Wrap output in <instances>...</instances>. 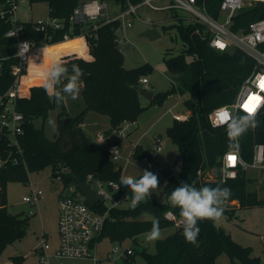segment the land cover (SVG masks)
Returning <instances> with one entry per match:
<instances>
[{
    "label": "trees",
    "instance_id": "obj_1",
    "mask_svg": "<svg viewBox=\"0 0 264 264\" xmlns=\"http://www.w3.org/2000/svg\"><path fill=\"white\" fill-rule=\"evenodd\" d=\"M35 1L47 2L50 17L62 21L64 27H49L46 31H37L34 22H26L28 33L37 41L45 40L50 43L45 49L46 65L55 61H61L69 69L72 64L79 65L83 71L82 95L86 106L76 117L63 110L58 119V136L48 138L44 127H37L34 121L37 117L46 118L55 108V100L45 91L44 84L36 83L27 72L23 73L16 103V109L28 118L23 132L17 135L22 153L18 152V145L10 143L11 137L0 131V156L6 157L12 153L21 158L18 163L7 161L0 166V253L8 244L23 237L30 226L28 215L22 212L14 214L8 209L7 184L10 181L27 182L30 172L48 165L52 166L53 173L56 169L67 167L70 169L67 176L77 180H85L88 174L101 180H120L123 168L110 158L107 148L89 137L84 130L86 114L95 111L106 115L112 129L122 126L126 121H137L145 110L156 103H162L173 93H178L184 99V104L191 113L185 120H173L166 129L169 139L178 149L181 161L178 176L173 174L164 179L154 170L159 177V185L164 186L165 194L170 195L182 182L197 188L218 185L228 187L232 194L224 206L223 215L231 216L236 214L237 207L264 203V197H260L257 190L250 189L251 179L244 172L237 178L226 181H222L220 175L216 180L206 178L209 171L220 174L221 157L226 151L236 147L237 141L232 142L227 136L226 125L214 126L210 113L214 108L235 100L243 81L254 68V61L249 55L238 48L233 51L213 48L210 39L202 36L206 29L201 23L176 24L185 48L183 52L166 58L168 70L177 75L176 85L170 90L156 93L149 106H144L136 86L141 85L139 78L145 75L147 66H125L124 53L118 46V39H121L118 34L120 21L102 23L97 28L85 23L72 24L70 17L82 0H30ZM115 1L126 8L129 3L138 4L142 0ZM207 2L209 12L217 16L221 0ZM262 17L264 0H257L252 6L238 12L232 29L245 30L252 21ZM9 26L8 22L0 21V58L10 56L15 51L16 40L4 35ZM86 26L87 32L79 35ZM67 32L79 37L65 40ZM15 62L16 59L12 56L3 61L0 95L8 90L14 80L11 68ZM243 114L245 113L241 112L239 115ZM67 117L69 119L66 121ZM255 117L258 126L250 128L238 139L242 154L248 161L252 160L254 145L264 142V111ZM140 148L139 144L135 146L133 156L139 155ZM145 154L142 153L141 156ZM232 201H237V204H232ZM96 209L104 211L99 206ZM168 209L179 214V209L154 196H150L136 208H114L105 222L101 239L107 237L119 243L129 239L137 242L140 234L151 229L154 218L159 220L160 229L173 226L164 217ZM198 227L202 235L197 237L195 244L186 242L183 233L177 229L156 241L155 252H149L143 247L136 253L133 250L126 259L130 261L134 254H140L145 264H215L216 256L226 251L232 258H237L240 264L260 263L259 257L251 256L248 247L236 242L215 222L201 221ZM25 260V256L17 255L11 259L10 264H25Z\"/></svg>",
    "mask_w": 264,
    "mask_h": 264
},
{
    "label": "rangeland",
    "instance_id": "obj_2",
    "mask_svg": "<svg viewBox=\"0 0 264 264\" xmlns=\"http://www.w3.org/2000/svg\"><path fill=\"white\" fill-rule=\"evenodd\" d=\"M108 12L114 15L121 11V6L115 0H107ZM157 5H171L172 0H156ZM16 16L21 21L42 22L50 21L48 4L45 1L30 2V0H20L16 10ZM192 15L183 9L169 8L166 10H156L150 6L143 5L138 9L137 15H130L132 26L124 27L118 30L121 36L119 48L124 53L125 66L127 68H136L146 65L145 75L149 83L144 87L154 92H163L172 89L176 83L177 75L168 70L166 58L177 55L184 50V43L181 35L178 33L176 24L181 22H191ZM156 28L160 35L152 38L142 35L148 29ZM124 38V40H122ZM230 48L228 51H233ZM45 48L39 46L29 56L27 72L36 83L45 82L44 72L50 66L44 61ZM191 58V57H189ZM141 76V77H143ZM66 81H62L61 87ZM140 83V78H139ZM80 95L78 99H72L65 96L62 102L55 100V108L52 109L46 118L37 117L34 121L37 127H44L46 136L54 139L59 134L58 119L63 110H67L70 116L76 117L86 106L82 95L83 80L80 79ZM141 102L144 106H149L150 100L141 96ZM173 107V111L169 107ZM189 113L190 110L185 106L184 99L178 93L171 94L162 103L149 107L137 119L139 124L128 122L126 125L127 137H121L117 133L110 135L103 143L102 147L108 146L114 139H118L119 146L124 153L131 150L134 145L141 146L137 157L133 156L128 165L122 161L115 162L117 166L124 165L122 176H131L137 178L143 174L147 168L152 167L156 170L155 162L162 163L165 166L174 168V175L178 176L180 172V163L177 160L178 152L176 145L169 139L166 129L173 122V112ZM110 120L106 115L92 111L87 117V131L95 138L98 132H103L109 126ZM138 125V126H137ZM137 126V127H136ZM160 136L161 141L157 143L155 137ZM160 145L162 150H157ZM142 153H153L154 160L143 158ZM222 160V157H221ZM157 171V170H156ZM52 166L48 165L40 170L29 173V181H10L7 184L8 209L11 213H24L30 217V226L27 233L20 239L8 244L0 253V264H10L14 256L22 255L26 257L25 264H39V252L44 235L49 244V253L54 254L60 245L59 231V191L61 185L52 181ZM158 173V172H157ZM159 174V173H158ZM246 176L251 179L249 187L257 190L260 197H264V186L259 181L253 180V177L259 179L258 170L250 169ZM160 175V174H159ZM222 174H215L213 171L206 173V178L216 180ZM97 187V183H93ZM41 189L43 194L36 203H29L24 200V196L31 193L32 188ZM151 196L169 203V196L164 192V186L159 185V189ZM237 204V201H232ZM170 204V203H169ZM217 226L223 228L231 237L242 246L250 249L251 256L259 257L260 263L264 264V203L254 206L237 207L236 214L223 215L222 219L215 222ZM161 238L173 233L177 228L168 226L162 228ZM156 241H149L145 233L138 236L137 242L131 239L122 243L111 241L104 237L98 245V257L100 264H145V260L140 254H134L132 259H126L125 249L132 247L134 253L146 247L149 252H155ZM119 247L118 252L113 249ZM53 260L52 264H56ZM63 264H94L90 259H67ZM215 264H240L237 258H232L226 252H220L215 258Z\"/></svg>",
    "mask_w": 264,
    "mask_h": 264
},
{
    "label": "built area",
    "instance_id": "obj_3",
    "mask_svg": "<svg viewBox=\"0 0 264 264\" xmlns=\"http://www.w3.org/2000/svg\"><path fill=\"white\" fill-rule=\"evenodd\" d=\"M255 1L257 0H221L218 15L214 16L208 10L207 0H172L171 5H157L156 0H142L138 4L129 3L126 8L121 7V11L114 15L109 14L106 2L82 0L74 9L70 22L72 24L85 23L97 28L102 23L120 21L124 29H127V27L132 26V20L129 19V16L137 15L138 9L143 5L156 10L178 8L190 13L192 15L191 22H198L205 26L206 32H202L203 34L199 30L197 31L202 34L203 38L210 39V45L213 48L220 51H228L232 47L238 48L254 61V68L243 81L235 100L214 108L210 113V120L214 126H224L226 124L221 119L222 113L230 112L239 115L243 112L246 114L250 112L248 109L252 108L254 110L251 113L257 116L264 111V17L252 21L245 30L234 31L232 29L234 17L238 12L252 6ZM18 2L20 0L0 1V12L4 13L3 17H0V21H6L10 24L4 35L16 40L15 51L10 55L16 59L11 68L14 80L8 90L0 95V131L6 132L12 139L10 143L16 145H18L17 135L23 132L24 124L28 121V118L16 109L21 77L24 72H27L30 54L39 46L46 49L50 45L48 41H37L29 35L26 21H21L16 16ZM34 26L37 31H46L49 27L55 29L64 27V24L57 18L50 17L49 22H34ZM86 28L87 26L82 28L79 35L86 33ZM71 29L73 28L71 27ZM79 35L72 36L67 32L64 39L77 38ZM23 42H28L30 49L25 56L20 57L16 53L19 50L18 46ZM10 56L0 58V73L3 61ZM140 83L144 87L145 84L149 83V80L146 76H143L140 78ZM174 84L176 85V83ZM173 107H169V110L173 111ZM172 116L174 120L182 121L190 115L184 111H177L173 112ZM127 123L126 121L122 126L110 129L108 134L105 131L98 132L96 142L103 143L113 133H117L121 137H127L129 134L126 129ZM155 141L159 143L161 137H155ZM136 145L124 153L119 146V142L116 141L107 147V150L114 162L122 161L124 165H128L133 158ZM113 149L116 150L115 153H113ZM157 150H162V147L158 145ZM18 152L22 153L19 145ZM229 157H235V160H230ZM7 161L18 163L21 158L19 155H13L12 153L6 157L0 156V166ZM124 165L122 164L121 167L123 168ZM250 169L259 171V179L253 177V180L259 181V184L264 186V142L254 145L251 161L244 158L238 141L234 149L223 154L221 160L222 181L237 178L241 173H246ZM145 170L154 173L152 167ZM67 174H70V169L62 167L56 169L52 176V181L61 185L58 194L60 245L54 254L49 253V244L44 235L42 245L38 249L39 264H52L53 260H56V264H63V261L67 259H90L94 264H100L98 245L105 222L109 218L112 209L132 208V193L123 185L119 186L120 180H101L93 174H88L86 179L82 181L89 184L99 197L95 205L91 206L86 195L79 187V180L69 177ZM94 182L97 183V187L93 186ZM42 194L41 189L33 187L31 193L24 196V200L29 203H36L40 200ZM96 206L103 208L104 211L96 209ZM164 217L183 233L179 214L173 209H168ZM113 251L118 252L119 247L117 246ZM132 252L133 248L127 247L124 255L128 256Z\"/></svg>",
    "mask_w": 264,
    "mask_h": 264
},
{
    "label": "clouds",
    "instance_id": "obj_4",
    "mask_svg": "<svg viewBox=\"0 0 264 264\" xmlns=\"http://www.w3.org/2000/svg\"><path fill=\"white\" fill-rule=\"evenodd\" d=\"M4 13L0 12V17ZM17 56L23 57L29 51V43L23 42L18 46ZM83 75L82 69L77 64L67 67L61 61L53 62L44 72V89L54 96L56 101L62 102L65 96L78 99L80 95V79ZM62 81H66L63 83ZM225 121L227 136L230 141L236 142L250 128H256L258 121L254 113L238 115L226 112ZM116 150L113 149V153ZM139 178L121 176L120 185L130 189L132 193L131 207L136 208L141 202L150 198L152 193L159 189V177L149 170L142 171ZM231 189L228 187L204 186L197 188L187 182L179 184L170 194L169 203L173 208L179 209V217L183 228V236L188 243L195 244L200 233L198 223L205 220L217 222L222 219L225 204L231 197ZM149 241L160 239L161 230L159 220L154 218L151 229L145 233Z\"/></svg>",
    "mask_w": 264,
    "mask_h": 264
},
{
    "label": "water",
    "instance_id": "obj_5",
    "mask_svg": "<svg viewBox=\"0 0 264 264\" xmlns=\"http://www.w3.org/2000/svg\"><path fill=\"white\" fill-rule=\"evenodd\" d=\"M142 35L145 36H150L152 38L158 37L160 35V33L158 32V30L156 28H151L148 29L147 31H144L142 33ZM122 40H124V38H122ZM138 92L140 93L141 96L145 97L148 100H152L154 98L155 93L150 91L149 89L138 85L136 86ZM69 118H65V120L67 121ZM154 157L153 153H146L145 155H143V158L147 159V160H152ZM177 160L180 163L181 161V156L178 155L177 156ZM155 166H156V170L157 172L164 178V179H168L171 175H173L174 173V168L171 166H165L162 163L159 162H155ZM79 187L82 190V192L86 195L89 203L91 206H94L95 203L99 200V197L96 195L95 191L90 187L89 184L85 183L82 180L78 181ZM202 234L199 233L198 237L201 236Z\"/></svg>",
    "mask_w": 264,
    "mask_h": 264
},
{
    "label": "crops",
    "instance_id": "obj_6",
    "mask_svg": "<svg viewBox=\"0 0 264 264\" xmlns=\"http://www.w3.org/2000/svg\"><path fill=\"white\" fill-rule=\"evenodd\" d=\"M92 113V111H89L87 114H86V117H85V121H84V123H83V128H84V130L86 131V133H87V135L89 136V137H91L93 140H95L96 141V137L95 138H93L89 133H88V131H87V129H86V125H87V117L89 116V114H91ZM135 123H137V124H139V121L137 120ZM138 126V125H137ZM136 126V127H137ZM110 127H111V125H110V123H109V126L105 129V132H108V130L110 129ZM97 136V135H96ZM116 141H118V139L116 138V139H114L108 146H105V148H107V147H109L112 143H114V142H116ZM100 144V143H99ZM38 251V250H37ZM39 252V251H38Z\"/></svg>",
    "mask_w": 264,
    "mask_h": 264
},
{
    "label": "snow or ice",
    "instance_id": "obj_7",
    "mask_svg": "<svg viewBox=\"0 0 264 264\" xmlns=\"http://www.w3.org/2000/svg\"><path fill=\"white\" fill-rule=\"evenodd\" d=\"M221 46H222V45H221ZM245 106L247 107V105H245ZM248 110L251 112V111H253L254 109L249 108ZM225 117H226V114H225V113H222V114H221V118H225ZM229 159L234 161V160H235V157H229Z\"/></svg>",
    "mask_w": 264,
    "mask_h": 264
}]
</instances>
